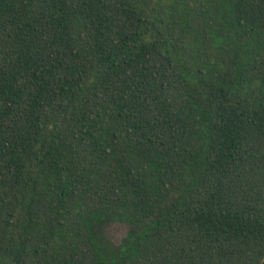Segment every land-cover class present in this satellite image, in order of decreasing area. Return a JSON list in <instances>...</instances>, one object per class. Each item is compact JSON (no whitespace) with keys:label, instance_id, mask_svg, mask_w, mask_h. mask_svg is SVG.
I'll return each mask as SVG.
<instances>
[{"label":"trees","instance_id":"16d2710c","mask_svg":"<svg viewBox=\"0 0 264 264\" xmlns=\"http://www.w3.org/2000/svg\"><path fill=\"white\" fill-rule=\"evenodd\" d=\"M0 264H264V0H0Z\"/></svg>","mask_w":264,"mask_h":264},{"label":"rangeland","instance_id":"374dc122","mask_svg":"<svg viewBox=\"0 0 264 264\" xmlns=\"http://www.w3.org/2000/svg\"><path fill=\"white\" fill-rule=\"evenodd\" d=\"M107 233L111 241L118 245L120 244L128 233V225L122 222H116L109 225Z\"/></svg>","mask_w":264,"mask_h":264}]
</instances>
